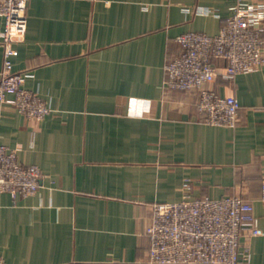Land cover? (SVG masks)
<instances>
[{
    "label": "crops",
    "instance_id": "1",
    "mask_svg": "<svg viewBox=\"0 0 264 264\" xmlns=\"http://www.w3.org/2000/svg\"><path fill=\"white\" fill-rule=\"evenodd\" d=\"M238 1H28L13 70L52 111L0 103V145L43 175L33 196L0 193L6 264H150L152 206L186 196L250 203L261 234L243 237L242 264H264V66L209 86L239 102L233 128L203 123L195 91L164 87L176 38L216 35Z\"/></svg>",
    "mask_w": 264,
    "mask_h": 264
},
{
    "label": "built area",
    "instance_id": "2",
    "mask_svg": "<svg viewBox=\"0 0 264 264\" xmlns=\"http://www.w3.org/2000/svg\"><path fill=\"white\" fill-rule=\"evenodd\" d=\"M29 0H0L3 63L0 71V103L12 105L28 119L40 120L51 113L47 102L24 88L27 72H14L18 56L15 44L27 30ZM264 4L239 0L216 35L188 32L176 38L181 54L164 66V87L195 91L202 122L217 127L237 125L239 102L221 97L209 86L217 76L234 80L264 66ZM43 175L33 165H23L16 149L0 145V193L13 198L37 193ZM189 192L190 183H184ZM264 201V186L262 188ZM152 221L146 234L150 240V264H242L249 249L243 237L261 234L253 206L239 196L219 199L189 198L176 203H157L151 208ZM0 264H6L0 257Z\"/></svg>",
    "mask_w": 264,
    "mask_h": 264
}]
</instances>
